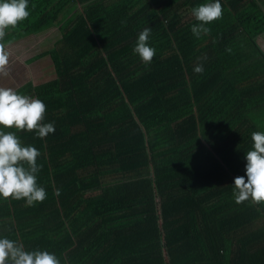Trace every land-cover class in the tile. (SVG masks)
Masks as SVG:
<instances>
[{"label": "trees", "instance_id": "trees-1", "mask_svg": "<svg viewBox=\"0 0 264 264\" xmlns=\"http://www.w3.org/2000/svg\"><path fill=\"white\" fill-rule=\"evenodd\" d=\"M208 2L175 14L147 0H28L2 43L58 28L31 59L49 56L56 77L14 89L45 103L55 132L0 126L41 152L47 193L34 206L0 197V238L61 264H264V204L233 195L264 132V0H220L223 18L196 37L183 16ZM149 27L146 65L134 48Z\"/></svg>", "mask_w": 264, "mask_h": 264}, {"label": "clouds", "instance_id": "clouds-1", "mask_svg": "<svg viewBox=\"0 0 264 264\" xmlns=\"http://www.w3.org/2000/svg\"><path fill=\"white\" fill-rule=\"evenodd\" d=\"M192 14L199 22L191 27L194 36L209 34L206 25L223 18L220 0L200 4ZM30 16L28 0H0V76L9 73L11 53L2 43L9 28L15 29ZM151 28L140 32L134 52L146 64H151L156 49L148 44ZM231 52V48L226 49ZM194 71L204 72L203 65ZM46 105L40 99L18 94L12 88L0 87V126L16 131H35L40 139L55 132L53 123H44ZM253 148L246 152V176H238L234 181V197L237 204L251 201L264 204V132L251 134ZM41 152L33 146H23L15 131H0V197L5 200H26L27 206L42 203L47 198L45 189L38 185L37 174L42 170L38 164ZM59 189L54 195L59 197ZM0 264H61L55 254L48 251L25 250L22 243L9 238H0Z\"/></svg>", "mask_w": 264, "mask_h": 264}, {"label": "rangeland", "instance_id": "rangeland-1", "mask_svg": "<svg viewBox=\"0 0 264 264\" xmlns=\"http://www.w3.org/2000/svg\"><path fill=\"white\" fill-rule=\"evenodd\" d=\"M57 37L58 31L52 30L47 37L37 38L34 44L21 46L22 43L17 47H6L11 53L10 74L7 77L0 76V86L15 89L29 80L35 83H44L53 79L54 69L46 58H42L31 64H26L25 61L29 59L28 56H32L39 50L47 48L44 41L56 39Z\"/></svg>", "mask_w": 264, "mask_h": 264}, {"label": "crops", "instance_id": "crops-1", "mask_svg": "<svg viewBox=\"0 0 264 264\" xmlns=\"http://www.w3.org/2000/svg\"><path fill=\"white\" fill-rule=\"evenodd\" d=\"M147 1H149V2L152 3V5H151L152 7L155 6V5H159L160 7H162L163 5H170L168 7V9L170 10V13H175V14L180 13L181 14L180 10L183 9L182 4L184 3L185 0H178V1L177 0H147ZM110 4H111V2H110ZM110 4H109V6H110ZM81 11H82V6L79 5L77 7V13H81ZM193 18H194L193 14L192 13H188V14H185L183 16V21L184 22H191L193 20ZM52 30H57L58 31V37L56 39L44 41V44L47 46V48H45L43 50H39L38 52H36L32 56H28L29 59H27L25 61L26 64L34 63L36 61H33L32 62L31 59L35 58L36 55H38L39 53H41L43 51H46L47 49L53 48L54 45L56 44V41L61 37L60 32H59V30H58L57 27H52L50 29H46L44 32L39 33L37 35H31V36H28L26 38L20 39L18 41H15L13 43H10V44L6 45V47L13 48V47L19 46L22 43L23 44L21 46H23V45H30L32 43L34 44V42L36 41L37 38H39V37L40 38L47 37L51 33ZM112 30H113V32H115V36L118 34V32H120L122 30L123 31H127V32L130 31L128 27H126V26H120V24H117V23H114V26H113ZM157 40H159V38ZM257 43L259 45V48L264 52V34L258 37ZM44 58H46L47 60H49L51 66L53 67L52 62L50 60V57L49 56H46ZM55 77H56V74H55V71H54V77H53V79ZM33 83L34 84H39V83H35V82H33ZM259 105H260L261 108H263L264 107V101H261V103ZM259 114L260 115L257 116L258 119H256L255 122H256V125L259 126V128L264 129V109L263 110L261 109Z\"/></svg>", "mask_w": 264, "mask_h": 264}]
</instances>
